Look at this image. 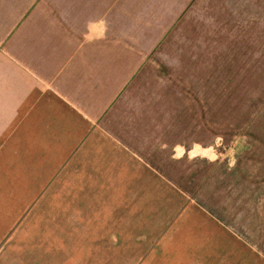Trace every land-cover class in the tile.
Returning <instances> with one entry per match:
<instances>
[{"label":"crops","instance_id":"crops-1","mask_svg":"<svg viewBox=\"0 0 264 264\" xmlns=\"http://www.w3.org/2000/svg\"><path fill=\"white\" fill-rule=\"evenodd\" d=\"M200 2L0 0V264H88L135 230L156 172L135 149L189 153L157 131L158 60Z\"/></svg>","mask_w":264,"mask_h":264},{"label":"rangeland","instance_id":"rangeland-1","mask_svg":"<svg viewBox=\"0 0 264 264\" xmlns=\"http://www.w3.org/2000/svg\"><path fill=\"white\" fill-rule=\"evenodd\" d=\"M241 2L201 0L199 23L172 31L157 131L189 153L135 149L156 167L136 185V228L88 264H264V20Z\"/></svg>","mask_w":264,"mask_h":264}]
</instances>
